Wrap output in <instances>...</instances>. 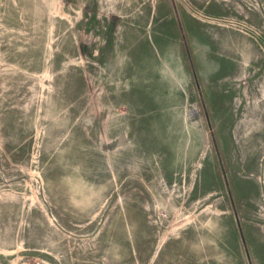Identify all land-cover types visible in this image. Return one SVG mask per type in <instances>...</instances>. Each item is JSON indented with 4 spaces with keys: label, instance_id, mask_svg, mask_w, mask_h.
Returning a JSON list of instances; mask_svg holds the SVG:
<instances>
[{
    "label": "rangeland",
    "instance_id": "1",
    "mask_svg": "<svg viewBox=\"0 0 264 264\" xmlns=\"http://www.w3.org/2000/svg\"><path fill=\"white\" fill-rule=\"evenodd\" d=\"M0 264H264V0H0Z\"/></svg>",
    "mask_w": 264,
    "mask_h": 264
}]
</instances>
